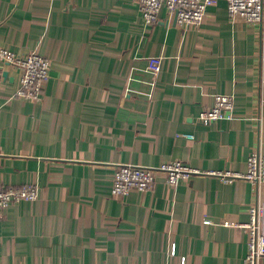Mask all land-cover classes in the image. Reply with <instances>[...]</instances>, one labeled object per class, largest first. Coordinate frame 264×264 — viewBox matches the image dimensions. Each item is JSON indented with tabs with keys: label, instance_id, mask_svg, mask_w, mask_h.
Instances as JSON below:
<instances>
[{
	"label": "crops",
	"instance_id": "obj_1",
	"mask_svg": "<svg viewBox=\"0 0 264 264\" xmlns=\"http://www.w3.org/2000/svg\"><path fill=\"white\" fill-rule=\"evenodd\" d=\"M0 47L52 61L39 101L14 97L20 73L0 69V186L39 192L3 211L0 264H246L242 223L264 184L203 173L109 189L124 163L245 172L264 152V20H233L226 0L198 28L165 7L145 25L139 0H0ZM217 93L234 118L199 121Z\"/></svg>",
	"mask_w": 264,
	"mask_h": 264
},
{
	"label": "built area",
	"instance_id": "obj_2",
	"mask_svg": "<svg viewBox=\"0 0 264 264\" xmlns=\"http://www.w3.org/2000/svg\"><path fill=\"white\" fill-rule=\"evenodd\" d=\"M140 13L145 25H151L159 18L165 7L169 14L176 16L177 22L184 27H200L205 20L207 10L219 0H139ZM230 17L233 20L242 19L252 24L264 20V0H226ZM6 66L15 68L20 73V83L14 92V97L39 101L46 92L47 82L51 75L52 61L48 56L32 50L21 55L14 50L0 47V69ZM154 70L160 68V60L154 64ZM235 98L229 93H217L214 104L203 109L198 119L201 122L231 120L234 118ZM181 135V134H180ZM194 138L192 134H182ZM217 174L224 182H234L239 178L251 181L255 186L264 184V152L252 150L247 158L245 172L207 171L204 172L191 166L181 159L162 162L157 166L124 163L116 167L113 174L109 194L112 197H126L133 191H145L153 188L161 177L166 183L177 186L182 180H189L197 174ZM39 197L38 187L28 183L23 186H0V222L6 207L20 201H35ZM249 220L242 225L249 228L248 253L246 264H259L264 257V230L261 226L264 217V205L254 203L249 209ZM211 223V219L204 220ZM173 244L171 252L175 253ZM183 264V262H182Z\"/></svg>",
	"mask_w": 264,
	"mask_h": 264
}]
</instances>
